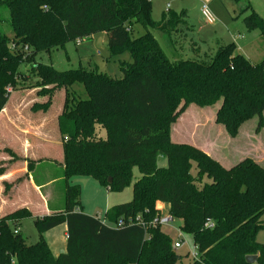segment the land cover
Here are the masks:
<instances>
[{
	"label": "trees",
	"instance_id": "1",
	"mask_svg": "<svg viewBox=\"0 0 264 264\" xmlns=\"http://www.w3.org/2000/svg\"><path fill=\"white\" fill-rule=\"evenodd\" d=\"M248 10L246 25L264 38V17L249 1L243 11ZM167 12L161 21L153 20L152 0H0V22L13 31L9 36L0 28V112L9 88H18L25 63L38 78V94L50 95L33 108L46 110L54 91L65 89L58 125L66 140L67 187L65 212L35 218L40 239L34 244L18 230L21 220L32 217L28 208L0 218V264H182L173 237L154 223L160 218L158 201L167 203L169 215L182 220L181 231L192 235L199 260L191 264H251L246 256L254 254L257 264H264V244L257 240L264 229V167L245 158L227 168L170 137L191 103L203 107L221 101L216 121L232 137L254 116L260 130L264 60L251 62L235 42L220 44L207 59H171L149 30L157 28L170 39L179 25L186 26V12ZM138 23L147 31L135 37L132 28ZM100 32L108 33L111 55L130 54L132 61L121 63L122 78L82 65L59 71L36 61L40 53ZM77 83L87 97L71 92ZM97 124L106 129L105 139H96ZM160 156L166 166L158 164ZM135 167L141 177L132 184V200L105 214L112 226L83 212L81 187L69 184L71 177L90 176L121 192L131 184ZM120 220L125 224L114 226ZM208 220L213 227H205ZM63 223L66 252L55 256L42 234Z\"/></svg>",
	"mask_w": 264,
	"mask_h": 264
},
{
	"label": "rangeland",
	"instance_id": "2",
	"mask_svg": "<svg viewBox=\"0 0 264 264\" xmlns=\"http://www.w3.org/2000/svg\"><path fill=\"white\" fill-rule=\"evenodd\" d=\"M248 1L253 8L257 9L259 14L264 17V0H152L153 20L161 21L164 15L168 13L167 11L178 14H182V11H184L186 12V26L179 25V29L172 33L170 39L157 28H149V30L157 37L166 54L171 59H186L193 57H197L201 60L207 59L208 56L211 55L212 50H216L220 44H231L235 42L237 47L240 46L244 50L239 49L238 53L244 54L245 57L250 59L253 63H259L264 60V38L260 30L251 29L245 23V18L248 17L251 12L250 10L246 12L243 11ZM203 4L208 5L209 11H211L215 18V23L209 24L206 22L201 12V6ZM0 28L9 36H13V31L7 23L0 22ZM132 29H134L133 36L135 37L147 31V29L139 23L134 24ZM107 41L108 33L100 32L94 34L90 39L80 40L79 43L77 40L69 41L65 44L64 48L61 47L53 49L51 52L45 51L40 53L36 57V61L44 64H52L59 71L77 69L82 65L88 69L95 68L115 78H122L123 73L120 66L124 60L132 61L130 54L127 50H123L121 53L111 55ZM11 46L15 47L13 43ZM197 46H200V48H197ZM26 49H28V47ZM196 49H199V51L201 50L199 52L200 54L195 51ZM21 74L18 88L15 90L30 91V89L35 86L36 79L38 80L33 73L32 64L25 63L21 68ZM11 89L12 88H9V90ZM72 90H75L84 98L87 97L86 89L81 83L75 84ZM61 91L60 89L57 93L55 108H58V105L61 106L62 104L61 100H59L62 95ZM220 104L221 101H218V103L213 106L203 107L194 103L189 104L187 110L182 113L172 125L170 137L176 143L195 146L201 151L209 154L223 166L225 164L224 167L230 168L241 161H237L238 159L253 158L252 156L245 157L246 152L248 153L251 148L246 145L252 144V140L254 139L250 138L251 135L260 139L262 138L264 141V125L258 130V117H251L241 125L235 137H232L227 133L224 124L216 121V113L221 106ZM19 113H21V111H19ZM101 129L104 133H107L105 128ZM98 134L99 133L96 132V139H98ZM228 141H230V143L238 142L239 151L243 153L240 154V157L238 156L239 154L236 155L232 161H223V164L218 160L220 156L219 152H221L222 155L226 152L221 151L219 148L220 146H226ZM256 143L257 142H253L254 145ZM201 147H205V149L203 150ZM217 147H219V152H217ZM15 149L18 153L23 152V149L19 146H15ZM41 156L47 158L39 162L33 170L37 181L40 178L53 179L63 176L61 165L58 164L56 160H52V157L58 158L56 152L50 150L47 154ZM158 164L160 166H166L167 159L160 156L158 158ZM133 170L134 173L131 184L121 192H107V188L90 176L79 175L72 177L71 184H77L81 187L80 201L83 205V212L104 219L103 217L106 212L111 210L113 206L127 203L132 200V184L141 177V173L136 167ZM194 171L196 172L195 169ZM51 188L54 189L56 196H58V194L63 196V181L54 183ZM157 209L160 210L159 216L161 218L169 215L165 208L158 206ZM181 224L182 220L175 218L173 223H171L173 226L172 228L167 225H162V228L170 233L175 240L180 237L178 236L179 231L177 228ZM20 226L28 244H34L39 241L40 235L35 224V219L26 218ZM56 230H59V227L52 232ZM42 235H44V233ZM48 235L50 239L51 236L50 234ZM259 239L260 241H264V231L259 234ZM61 246H58L57 249H61ZM187 249L188 247L186 246L177 249L178 253L184 256L181 261L182 264L192 263L191 257L185 256L187 254Z\"/></svg>",
	"mask_w": 264,
	"mask_h": 264
},
{
	"label": "crops",
	"instance_id": "3",
	"mask_svg": "<svg viewBox=\"0 0 264 264\" xmlns=\"http://www.w3.org/2000/svg\"><path fill=\"white\" fill-rule=\"evenodd\" d=\"M255 10L259 13L257 9ZM197 48H200V46H197ZM239 49L243 50L238 46L237 52ZM195 51L199 53L201 50L199 51V49H196ZM212 52H214V49ZM37 82L38 80L36 79V84L30 89V91L11 89L10 98L4 109L0 112V218L22 208H28L32 213V217L30 218L33 219L36 217L41 218L49 214L65 212V192L67 187L66 175L64 172V143L66 140H63L60 134L58 118L63 111L62 108L65 102L66 93L64 88L61 89L62 98L60 97L59 100H61L62 104L61 106L58 105V108H55V103L57 93L60 89L54 91L51 103L46 110L42 108L35 109L33 108L35 104H45L50 99V95L46 94V96H44L38 94V91L41 88L38 86ZM72 91L75 92L76 96L79 95L75 90ZM19 111H21V113H19ZM96 127V132L99 133L98 139H105L107 133H104L101 129L104 127L101 124H97ZM250 138H253L254 140H252L251 145H246L251 148L249 149L250 152H246L245 157L252 156L256 159L255 161L264 167V141L262 138L253 137L252 135ZM253 142L257 143L254 145ZM238 145V142L230 143V141H228L226 146H220V148L217 147V152H219L218 148L221 149V151L226 152L224 155L219 152L220 156L218 160L224 164L223 161H232L238 154L240 157V154L243 152L239 151ZM15 146H19L23 149V152L18 153ZM201 148L203 150L205 149V147ZM50 150L56 152L58 158L56 159L52 157V160H56L58 164L61 165L63 176L53 179L40 178L37 181L33 170L39 162L47 158L42 157L41 155L47 154ZM239 160L242 159H238L237 161ZM71 178L68 180L69 184H71ZM58 181H63V196L61 194L56 196L54 189L51 188V186ZM107 192L111 191L107 188ZM158 206L165 208L166 212L169 214V205L167 203L158 201L157 208ZM103 218L104 219H100L104 223L111 225L107 222L105 216ZM262 219H264V215ZM23 220L18 224V229L21 232L22 228L20 225ZM58 227L59 230L52 232ZM262 231H264V229L258 233L257 240L264 244V241H260L259 239V234ZM48 234L51 236L50 239ZM183 235L190 244L194 243L192 235L185 233ZM178 236H180V234H178ZM44 238L55 256L65 253L68 238L67 224L63 223L49 229V231L44 233ZM179 238L175 239V241ZM58 246H61V249H57ZM187 254L191 257L189 247L187 249ZM254 264H257V262Z\"/></svg>",
	"mask_w": 264,
	"mask_h": 264
},
{
	"label": "built area",
	"instance_id": "4",
	"mask_svg": "<svg viewBox=\"0 0 264 264\" xmlns=\"http://www.w3.org/2000/svg\"><path fill=\"white\" fill-rule=\"evenodd\" d=\"M201 12L204 16V18L206 19V22L209 23V24H213L215 23V18L214 16L212 15L211 11H209V7L207 4H203L201 6ZM78 43L80 42V40H77ZM140 222H142L140 220V218H138ZM174 221V218L170 215H167L166 217H163V218H159V219H155L154 223L157 224V223H161L163 225H167L169 227H173L171 225V223H173ZM125 224V222L123 220H120L118 223H116L114 226H117V227H121ZM214 223L211 221V220H208L205 224V227H213ZM19 230V229H18ZM177 230L179 231V234H180V238L178 240H176L173 244V247L174 249H179V248H182L183 246H188L190 248V255L192 257V259L194 261H197L199 260V252H198V247L196 244L194 243H189L188 240L184 237V232L181 231L180 227L178 226ZM183 236V237H182Z\"/></svg>",
	"mask_w": 264,
	"mask_h": 264
},
{
	"label": "water",
	"instance_id": "5",
	"mask_svg": "<svg viewBox=\"0 0 264 264\" xmlns=\"http://www.w3.org/2000/svg\"><path fill=\"white\" fill-rule=\"evenodd\" d=\"M112 178L109 179V182H111ZM258 259V255L254 254V255H248L246 256V260L251 263L254 264L257 262Z\"/></svg>",
	"mask_w": 264,
	"mask_h": 264
}]
</instances>
